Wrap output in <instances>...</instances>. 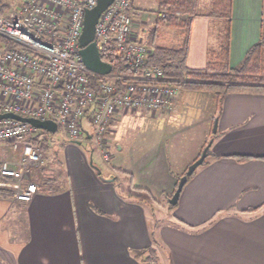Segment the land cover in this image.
Instances as JSON below:
<instances>
[{
    "label": "crops",
    "instance_id": "obj_1",
    "mask_svg": "<svg viewBox=\"0 0 264 264\" xmlns=\"http://www.w3.org/2000/svg\"><path fill=\"white\" fill-rule=\"evenodd\" d=\"M163 1L130 4L132 36L150 49L180 40V30L159 18ZM263 22L264 0H232L231 66L261 38ZM221 26V20L203 14L191 19L188 67L205 65L207 49L217 45ZM166 112L198 126L197 147L183 160L172 147L167 156H115L111 144L114 163L106 167L107 174H99L79 149L67 145L63 155L58 154L61 162L52 160L48 167L52 170L55 163L60 168L62 181L56 191L40 185L28 202L0 197V264H144L136 252L147 248L155 250L156 264H264V93L231 92L218 108L213 93L178 88ZM164 114L159 111L157 116L162 119ZM115 121L107 134L114 144ZM208 140L205 161L187 179L175 211L170 218L164 211L165 221L159 215L153 220L154 194L171 192L176 176ZM122 148L119 145L118 152ZM232 155L252 157L240 161ZM10 157L8 146L0 144V162ZM121 168L128 183L124 189L115 181ZM109 176L114 180H104Z\"/></svg>",
    "mask_w": 264,
    "mask_h": 264
},
{
    "label": "built area",
    "instance_id": "obj_2",
    "mask_svg": "<svg viewBox=\"0 0 264 264\" xmlns=\"http://www.w3.org/2000/svg\"><path fill=\"white\" fill-rule=\"evenodd\" d=\"M17 1L0 11V36L27 49L0 47V113L51 119L66 141L96 148L108 161L109 125L120 111L171 107L178 87L158 64L147 65L151 49L132 36V0H114L101 12L94 41L100 55L122 60L133 73L96 74L93 81L79 53V35L85 9L96 0ZM47 133L0 118V144L11 146V157L0 162V197L28 202L38 192L33 173L43 162Z\"/></svg>",
    "mask_w": 264,
    "mask_h": 264
},
{
    "label": "trees",
    "instance_id": "obj_3",
    "mask_svg": "<svg viewBox=\"0 0 264 264\" xmlns=\"http://www.w3.org/2000/svg\"><path fill=\"white\" fill-rule=\"evenodd\" d=\"M8 6L5 0H0V11H5ZM231 6L232 0H207L205 7L202 6L200 0L163 1L159 8V18L161 21L180 30V40L173 46H153L147 61V65L158 64L163 69L165 77L179 89L210 91L215 96L218 108L224 96L231 92L264 93V24H262L261 38L249 48L238 64L231 66L229 63ZM177 12L181 16L176 17ZM162 13H165L164 17L161 16ZM202 14L221 20L222 26L217 34V45L215 47L209 46L207 49L205 65L200 68H192L186 65L190 24L195 15ZM0 46L27 49L19 42L2 36H0ZM101 58L112 63L110 75L133 73V69L128 67L122 60L111 58L103 53H101ZM89 77L93 81L99 76L89 74ZM91 87L96 92L93 84H91ZM46 135L45 141L41 144L43 159H47L48 155H51L58 164L61 162L58 150H51L49 144L52 133ZM211 136H214V134ZM82 146L85 149L88 148ZM232 156L240 161L252 157L251 155ZM46 170L47 166L40 164L36 168L33 180L42 187L46 188L48 186L47 189L56 191L60 187L58 178L44 175ZM173 206L169 204V207L172 208ZM136 256L141 257L144 264L157 263L156 252L152 248L138 251Z\"/></svg>",
    "mask_w": 264,
    "mask_h": 264
},
{
    "label": "rangeland",
    "instance_id": "obj_4",
    "mask_svg": "<svg viewBox=\"0 0 264 264\" xmlns=\"http://www.w3.org/2000/svg\"><path fill=\"white\" fill-rule=\"evenodd\" d=\"M5 2H7V4L10 6H14L19 3L17 0H5ZM159 111H163V113H167V115L164 114L165 117H161L162 119H160V117L157 116V113ZM117 119L118 122L115 121V126L113 127L114 129L118 128V133L116 134L117 141L114 144L115 140H112V142H110V139H108L107 142L108 145H115L114 147L110 148L114 152L115 156H123L125 158L131 156V158H135L137 155H139V153L153 154V156H155L159 152L160 154L164 152V155L167 156V154H169V150L173 148L178 157L183 160L186 155L196 149L197 143L199 142L198 126L186 119L181 118V116H173V112L172 114L168 113L166 112V109L140 113H137L134 110H122L115 116L113 120ZM211 130L213 132V126ZM52 135L54 136V138H51L54 139V141H51L50 138V148L51 150L57 149L60 157L61 155H63L64 146L72 145L75 148L79 149L85 155L86 163L92 170L97 171L95 169V166H97L103 174H107L106 167L114 163L113 157H111L108 161H104L102 159L100 151L96 148L91 149L90 147H88L87 149H85L82 145L76 142L66 141V139L59 135L58 131L52 133ZM209 141L211 140H208L203 148L209 144ZM4 145H7L9 151L11 152V146L9 144ZM119 145H122L123 147L121 152H118L117 150V147ZM52 160L54 159L51 157V155H48V158L46 160L43 159V162L41 164H45L47 166V170L46 172H44V175L54 177L56 176L58 178L59 176L57 175V173L59 172L60 168L56 166L55 163L53 164V169L48 171V167L53 163ZM44 161L47 162L45 163ZM170 167L173 170L176 169L172 163ZM171 169L169 171L170 175H172ZM117 174L118 175L115 181L119 184V187H122L121 189L128 188V183L124 184L123 182V169L121 168V170L117 172ZM181 174H178L176 176V185ZM57 180L62 181V178H59ZM164 183L165 181L162 180L161 184ZM175 188L168 193H166L167 191H159L154 194L156 201H151V205L154 208H151L150 211L153 220H155L159 215V217H161L165 221L166 214L164 213V211L169 212V218L170 214L175 211L176 204L171 208L169 207L168 202V199L172 196ZM140 195L146 196L147 194L142 193ZM157 222L160 223L159 221Z\"/></svg>",
    "mask_w": 264,
    "mask_h": 264
},
{
    "label": "water",
    "instance_id": "obj_5",
    "mask_svg": "<svg viewBox=\"0 0 264 264\" xmlns=\"http://www.w3.org/2000/svg\"><path fill=\"white\" fill-rule=\"evenodd\" d=\"M113 1L114 0H96V3L93 7L86 8L83 17L82 30L79 35V53L83 64L87 67L90 72L102 76L110 75L112 71V63L104 61L101 58L100 52L94 41L95 25L98 21L101 12L105 10ZM5 117H11L20 121L27 122L37 128L46 130L51 133L56 132L57 129L56 123L51 119L40 120L34 117L22 116L13 112L0 113V118ZM216 128L217 120L215 119L213 122V132L216 131ZM210 143L211 141H209V144L203 148L199 157L193 160V162L188 165L185 173L178 178L176 188L172 196L168 199L169 204H177L180 192L184 184L187 182L188 177L193 174L195 169L199 165H201L204 159L206 158ZM95 169L99 174L101 173L100 169L97 166H95ZM104 180L113 181L114 176H109L108 178H104Z\"/></svg>",
    "mask_w": 264,
    "mask_h": 264
}]
</instances>
